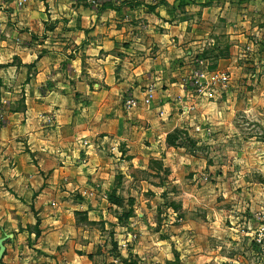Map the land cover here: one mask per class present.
<instances>
[{
	"label": "rangeland",
	"instance_id": "rangeland-1",
	"mask_svg": "<svg viewBox=\"0 0 264 264\" xmlns=\"http://www.w3.org/2000/svg\"><path fill=\"white\" fill-rule=\"evenodd\" d=\"M72 1L85 5L82 0ZM30 3L0 0V42L11 38L15 19ZM84 3L93 12L109 8L124 13L123 23L130 30L123 34L127 42L132 30L138 29L146 37L144 25L152 23L157 28L154 35L163 39L157 53L164 60L171 58L185 95L176 112L180 127L170 132L164 143L160 141L157 151L149 157L136 151L128 158L122 152L125 175L111 176L108 190L100 191L101 186H96L75 196L102 197L108 202L95 209L98 221L89 222L84 214L77 217L100 237L96 262L264 264V21L255 23V29L252 20L246 29L231 34L235 36L231 43L221 16L204 14L206 3ZM43 28L32 41L50 36L53 30L46 25ZM120 49L127 51V46L122 43ZM3 58L0 130L11 113L23 110L25 79L13 81L10 68L21 65L16 55L7 52ZM220 58H230L229 67L233 65L235 73L219 64ZM26 67L31 71L33 66ZM202 72L203 90H199L196 79ZM221 73L227 75V81L214 83ZM147 93L142 101L135 98L137 104L132 108L126 105L131 96L123 97V111L133 113L149 107L155 90L149 87ZM43 119L53 124V115ZM144 145L148 146V141ZM12 197L0 190L1 209L9 208L5 200ZM1 218L0 214V264H8L6 246L13 245L14 238L13 233L3 234Z\"/></svg>",
	"mask_w": 264,
	"mask_h": 264
},
{
	"label": "crops",
	"instance_id": "crops-1",
	"mask_svg": "<svg viewBox=\"0 0 264 264\" xmlns=\"http://www.w3.org/2000/svg\"><path fill=\"white\" fill-rule=\"evenodd\" d=\"M191 1L206 3L204 14L221 16L231 43V34L264 21V0ZM85 5L31 0L11 38L0 42V59L11 52L21 64L10 68L13 81L25 77L23 110L0 130V190L13 196L5 200L8 209L0 206L2 232L14 238L6 246L8 264H102L96 262L100 237L77 217L98 221L95 209L108 202L75 196L96 186L110 189L111 176L126 174V158L136 151L149 157L180 127L184 89L171 58L157 53L163 39L154 35L156 27L145 24L146 37L132 30L127 42L124 13ZM45 25L50 36L32 41ZM218 61L229 67L231 59ZM149 87L155 90L149 107L123 111V97L142 101ZM48 115L53 124L43 119Z\"/></svg>",
	"mask_w": 264,
	"mask_h": 264
},
{
	"label": "built area",
	"instance_id": "built-area-1",
	"mask_svg": "<svg viewBox=\"0 0 264 264\" xmlns=\"http://www.w3.org/2000/svg\"><path fill=\"white\" fill-rule=\"evenodd\" d=\"M204 74L205 73L202 72L200 74V76L196 79V84H198L200 86L199 90H203V80H202V78H204V76H205ZM227 79H228L227 75L224 74V73H221V74L216 75V77L214 79V83H218V82L219 83H224V82L227 81ZM151 99H152V94L150 93L148 95L146 101L149 103ZM136 104H137V102H136L135 98H133V97H129L127 99V101H126L127 108H132V107L136 106Z\"/></svg>",
	"mask_w": 264,
	"mask_h": 264
},
{
	"label": "trees",
	"instance_id": "trees-1",
	"mask_svg": "<svg viewBox=\"0 0 264 264\" xmlns=\"http://www.w3.org/2000/svg\"><path fill=\"white\" fill-rule=\"evenodd\" d=\"M112 200H115L114 202L116 203V199H112Z\"/></svg>",
	"mask_w": 264,
	"mask_h": 264
}]
</instances>
